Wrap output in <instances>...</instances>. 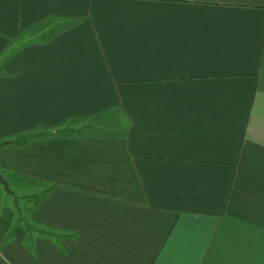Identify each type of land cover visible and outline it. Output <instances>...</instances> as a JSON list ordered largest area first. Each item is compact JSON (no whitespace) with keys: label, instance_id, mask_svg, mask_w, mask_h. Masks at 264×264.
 <instances>
[{"label":"crops","instance_id":"crops-1","mask_svg":"<svg viewBox=\"0 0 264 264\" xmlns=\"http://www.w3.org/2000/svg\"><path fill=\"white\" fill-rule=\"evenodd\" d=\"M23 137L0 264H264V0H0Z\"/></svg>","mask_w":264,"mask_h":264},{"label":"rangeland","instance_id":"rangeland-1","mask_svg":"<svg viewBox=\"0 0 264 264\" xmlns=\"http://www.w3.org/2000/svg\"><path fill=\"white\" fill-rule=\"evenodd\" d=\"M4 178L6 179L9 188L15 193L17 200L15 201L12 195L7 194L2 184H0V208L3 211L4 206H9L14 212L17 211V214L19 215V225H24L26 227L27 221L25 217H27L29 206L33 204L39 195L38 187L27 181L15 180L6 172L4 173Z\"/></svg>","mask_w":264,"mask_h":264},{"label":"water","instance_id":"water-1","mask_svg":"<svg viewBox=\"0 0 264 264\" xmlns=\"http://www.w3.org/2000/svg\"><path fill=\"white\" fill-rule=\"evenodd\" d=\"M7 143V141H2L0 142V147L5 145ZM0 184H2L4 190L6 191L7 194H10L13 196L14 200H17V197L15 195V193L9 188L8 183L6 181V179L3 176L2 170L0 169Z\"/></svg>","mask_w":264,"mask_h":264},{"label":"trees","instance_id":"trees-1","mask_svg":"<svg viewBox=\"0 0 264 264\" xmlns=\"http://www.w3.org/2000/svg\"><path fill=\"white\" fill-rule=\"evenodd\" d=\"M30 134L32 135L33 133H30ZM26 138H27V137H23V138H18V139L12 140V141H7L6 144H9V143L22 144V143H24V142L26 141ZM27 227H28V226H27Z\"/></svg>","mask_w":264,"mask_h":264}]
</instances>
